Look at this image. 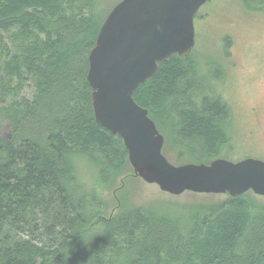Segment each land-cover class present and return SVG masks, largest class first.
<instances>
[{"label": "trees", "instance_id": "16d2710c", "mask_svg": "<svg viewBox=\"0 0 264 264\" xmlns=\"http://www.w3.org/2000/svg\"><path fill=\"white\" fill-rule=\"evenodd\" d=\"M97 2L0 0V264H264V202L251 191L130 202L137 177L123 141L95 122L86 81ZM241 4L262 11L264 0ZM222 70L193 50L158 63L134 92L163 156L178 150L172 165L209 164L230 145V110L214 87ZM72 155L87 157L95 186L74 175Z\"/></svg>", "mask_w": 264, "mask_h": 264}, {"label": "water", "instance_id": "95a60500", "mask_svg": "<svg viewBox=\"0 0 264 264\" xmlns=\"http://www.w3.org/2000/svg\"><path fill=\"white\" fill-rule=\"evenodd\" d=\"M208 0H122L103 21L88 53L86 81L95 122L124 144L133 176L161 192L264 197V162L254 158L172 165L162 154L163 136L147 110L133 100L158 63L188 55L194 19Z\"/></svg>", "mask_w": 264, "mask_h": 264}, {"label": "rangeland", "instance_id": "374dc122", "mask_svg": "<svg viewBox=\"0 0 264 264\" xmlns=\"http://www.w3.org/2000/svg\"><path fill=\"white\" fill-rule=\"evenodd\" d=\"M97 1L95 13L104 21L120 0ZM194 31L192 51L198 61L204 63L210 57L223 69L214 87L230 110V119L225 124L230 145L221 150L220 158L232 162L254 158L264 162V4L262 11H256L242 6L241 0H209L194 19ZM226 38L230 40L227 50L223 48ZM24 94L30 97L31 88H25ZM8 133V125L3 124L0 135L5 137ZM177 151L176 148L168 149L166 158L175 163ZM127 183L131 190L128 193L130 202L137 205L152 202L184 204L225 197L199 194L193 198L189 192L172 196L138 177ZM115 190L108 194L112 204L118 202ZM256 197L264 202V197Z\"/></svg>", "mask_w": 264, "mask_h": 264}, {"label": "clouds", "instance_id": "9594fccd", "mask_svg": "<svg viewBox=\"0 0 264 264\" xmlns=\"http://www.w3.org/2000/svg\"><path fill=\"white\" fill-rule=\"evenodd\" d=\"M73 173L76 175L80 183L86 186H95L94 170L84 155H72L70 157Z\"/></svg>", "mask_w": 264, "mask_h": 264}, {"label": "flooded vegetation", "instance_id": "af4514ba", "mask_svg": "<svg viewBox=\"0 0 264 264\" xmlns=\"http://www.w3.org/2000/svg\"><path fill=\"white\" fill-rule=\"evenodd\" d=\"M121 1H122V0H120L119 2H121ZM208 1H209V0H208ZM208 1H207V2H208ZM119 2H118V3H119ZM207 2H206V3H207ZM118 3H117V4H118ZM117 4H116V5H117ZM116 5H115V6H116ZM111 10H112V9H111Z\"/></svg>", "mask_w": 264, "mask_h": 264}, {"label": "bare ground", "instance_id": "6f19581e", "mask_svg": "<svg viewBox=\"0 0 264 264\" xmlns=\"http://www.w3.org/2000/svg\"><path fill=\"white\" fill-rule=\"evenodd\" d=\"M2 81V80H1ZM13 82V81H12ZM17 86V85H16Z\"/></svg>", "mask_w": 264, "mask_h": 264}]
</instances>
